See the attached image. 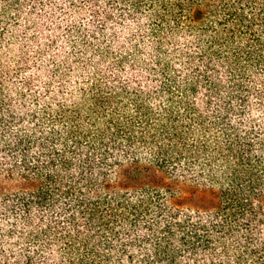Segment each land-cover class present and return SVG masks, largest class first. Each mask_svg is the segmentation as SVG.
I'll use <instances>...</instances> for the list:
<instances>
[{
  "label": "trees",
  "instance_id": "trees-1",
  "mask_svg": "<svg viewBox=\"0 0 264 264\" xmlns=\"http://www.w3.org/2000/svg\"><path fill=\"white\" fill-rule=\"evenodd\" d=\"M0 264H264V0H0Z\"/></svg>",
  "mask_w": 264,
  "mask_h": 264
}]
</instances>
